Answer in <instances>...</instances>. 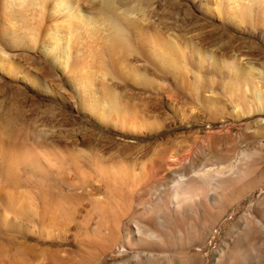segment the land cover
Wrapping results in <instances>:
<instances>
[{"label":"rangeland","instance_id":"rangeland-1","mask_svg":"<svg viewBox=\"0 0 264 264\" xmlns=\"http://www.w3.org/2000/svg\"><path fill=\"white\" fill-rule=\"evenodd\" d=\"M34 1L13 0L12 32L0 0V56L41 87L0 69V264H150L152 256L264 264V182L216 207L205 200L223 194L217 181L191 177L245 144H264L262 0H236L244 12L226 0H71L90 25L65 24L80 32L67 66L73 77L86 74L93 91L85 93L39 50L21 47L34 27L38 41L45 36L53 0ZM114 22L127 49L109 45ZM250 150L239 167L255 157ZM25 152L33 163L20 160ZM170 158L178 163L167 170ZM181 178L178 193L190 200L178 210L170 198ZM134 226L161 241L143 246Z\"/></svg>","mask_w":264,"mask_h":264},{"label":"bare ground","instance_id":"bare-ground-1","mask_svg":"<svg viewBox=\"0 0 264 264\" xmlns=\"http://www.w3.org/2000/svg\"><path fill=\"white\" fill-rule=\"evenodd\" d=\"M35 1L38 4L41 3L42 5L45 3L44 5L46 7L47 0H35ZM35 1H34V3H35ZM217 1L218 0H216V3H217ZM226 1H227V6L228 7L230 5H232V3H234L233 10H235V11L236 10H238V11L240 10V11L244 12L247 9V5H243L242 6V4H239L236 0H226ZM32 3H33V1H32ZM108 3H106V4H108ZM216 3H215V5H216ZM262 3H263V6H264V0H262ZM14 8L15 7H14V4H13V0H3L2 14H3V19H5L4 23H5V25L7 24V28L9 30H11L12 32H15L14 29H16L14 21H13V18H14L13 10H14ZM218 10L219 9L216 8V12H218ZM82 13L83 12L79 9V7L75 3H73L71 0H53L52 9H51V11H50V13L48 15L47 20H46L47 22H46L44 39L42 41H38L37 40L38 39L37 37H38L39 26L38 27H34L32 29L31 35H27L23 39H21V42H22L21 43V47L24 46L25 49H27V50H39L40 53L43 56H45L50 62H52L53 65L56 66L57 69H59L62 73L67 75V79H68L69 83L71 85H73V87L75 88V90L78 93H85V92H88V91L92 92L93 88L91 86H88L90 84V83L88 84V82L90 80L89 81L87 80L86 74H82L80 76V78L73 77L72 75H69V70H68V66H67V64H68L67 54H68L70 49L72 50V48H75V47L78 46L77 45V42H78L77 39H79V37H80V32H71L69 30V27H66L65 24L70 25V22H71L72 19H75V20H77L79 22H83V24L87 23V17L85 15H82ZM87 25L90 26L89 23H87ZM82 40H83V38H82ZM109 41H110L109 45L111 46V48H115V49L118 48L120 50L127 49V46H128V43H129V42H127L128 40L126 39L124 28L121 29L120 25L115 23V22L112 25V32H111V35L109 36ZM18 43H19V41H18ZM62 43H64L65 45H62ZM13 44H14V42H13ZM77 49H78V47H77ZM74 50H76V49H74ZM166 50H169V49H166ZM78 53H79V50H76V57L80 56ZM162 53H163V51H162ZM163 56H165V58L168 61L171 60L170 59L171 58V53L169 51L168 52H164ZM0 58H1L0 59V61H1L0 62V69L1 70L3 69V73L8 74L9 76L11 74L15 76L18 73L19 76H21L23 79L29 81L30 84L32 85V87H34L37 90H41V87L39 86V84H37V81L34 79V77H30L29 75H27L25 73V71L21 67L15 66L14 62L12 64L9 61V59H8L9 57L7 55H5V53H1ZM76 65H78V64H76ZM173 65H174V63H173ZM77 81H80L81 84H79V83L76 84ZM261 95H262V93L260 94V90L256 89L255 90V101L257 102V104H261L260 103L261 102V97H262ZM83 101H84L83 105L88 107L87 104H86L87 102L85 100H83ZM105 101L108 102V100H106V99H105ZM112 106H113L112 102H109L108 104H106V106H104V108L102 110L103 114H101V118L102 119L105 118V115H110L108 113L109 112L108 109L111 110ZM114 106L117 107L116 105H114ZM112 110H113V108H112ZM93 113H91V114H93ZM250 145L251 144H247V145L245 144V146L242 149L233 150L232 154L230 153V155H226L225 160L223 162H221V163H206V164H202L200 167L194 168L191 171V174H192L191 177L192 178H196V179H200V180L202 179V182L204 183L205 186L206 185L210 186V184H212L213 182H215L214 180H216L217 183L219 184L218 187H220L221 191L223 192V194H221V195H220V192H219L220 197L217 199V201H215L214 198L212 200H210V199H208V197H206L205 202L207 201L212 206H213V204H214V206H216V205H220V204H228V203L230 204L233 201L236 202L237 200H240V198L242 199L243 197H245L248 193L250 194V192H252L253 190H256L264 182V153H263V151H261L262 153H260V151H259V149L260 150H264V144L259 143L254 149L252 148L251 150H250V148H251ZM249 150L252 151L253 154H255V157L254 158L249 157L251 159H249L247 157L249 160L246 159L247 161H245L244 166L243 167H239V161H241V158H243V156H245L246 152H249ZM229 152L230 151H228V153ZM24 157L25 158H23V159L22 158L21 159L19 158V159L21 161L25 160V162L27 161L29 164L33 161L32 156L30 154H27L26 152H25V156ZM174 158L173 159L170 158V160L168 161V164H166L167 165V168H166L167 170H169L170 168H172L176 164L177 161L175 162ZM182 180L183 179L181 178V179H179L177 181L178 183L177 182L175 183V188H174V191H173V195L170 198L171 199L170 203L172 204V206L175 209H178V210L181 209V207L184 208V205L182 206V204L183 203L186 204V202H188V200H190V198H189L190 196H188L190 194H188V195L187 194L179 195V193H178V190H179L180 186L184 184ZM211 181H213V182H211ZM168 199H169V197L167 198V200ZM165 201H166V199H165ZM205 204H203V205H205ZM166 206L164 205V207H166ZM206 207L209 208V206H206ZM167 208H168V206H167ZM208 208L205 209V210L202 209L203 210L202 211L203 212L202 215H204L206 217L211 215V212H210L211 210L210 209L208 210ZM166 216L169 217L168 214ZM184 217H185V215H184ZM206 217L203 218V219H206ZM174 219H176V218L174 217ZM164 221H165V219L163 221H161V222L164 223ZM187 221H190V220H187ZM185 222H186V220H185ZM166 224H168V221H167V223H165V225ZM251 229H253V228H251V226H250V231H251ZM255 229L256 228L254 227L253 230H255ZM252 231H251V233H252ZM133 233L138 238L137 241L139 243H142L143 246H146L145 243H144L146 238H149L150 240L153 239L154 241L155 240L161 241L159 239L161 233H157V232L152 231L151 227L143 229V228H140L138 226H134ZM257 235L258 234H256V236ZM161 237H162V235H161ZM154 238H156V239H154ZM246 242H247V240H246ZM155 243H156V241H155ZM160 245H162V243ZM145 253H147V252H145ZM150 256H152V255L149 254V257ZM162 257H164V256H162ZM147 258H148V256H147ZM151 258H152V260L150 261V264H158V260L153 259V256ZM159 260H160V258H159Z\"/></svg>","mask_w":264,"mask_h":264}]
</instances>
